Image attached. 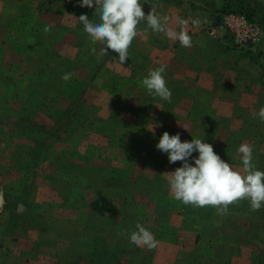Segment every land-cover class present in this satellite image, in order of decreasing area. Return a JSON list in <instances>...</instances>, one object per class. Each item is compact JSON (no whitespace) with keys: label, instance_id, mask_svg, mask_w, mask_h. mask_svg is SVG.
Masks as SVG:
<instances>
[{"label":"crops","instance_id":"0c3cea01","mask_svg":"<svg viewBox=\"0 0 264 264\" xmlns=\"http://www.w3.org/2000/svg\"><path fill=\"white\" fill-rule=\"evenodd\" d=\"M141 2L145 14L154 7L158 14L169 16L171 21L177 16L187 20L183 28L191 36L192 46L183 47L164 33L144 31L147 24L141 21L140 31L129 46V57L123 65L113 50L106 56L100 55L105 60L98 64L96 78L84 96V101L94 109L89 111L93 120L90 129L78 128L81 135L76 142L55 143L48 158L34 160L32 140L12 128H0V264H70L76 254H80L76 253L77 243L87 241L92 245L96 237L90 232V218L85 216L83 205L75 209L58 204L60 207L53 208L47 218H39V212L44 211L38 207L46 200L44 180L50 183L49 188L59 202L62 199L59 186L64 182L73 185L74 178L70 175L41 176L46 173L41 174L38 168L50 166L49 173H57L52 162L63 169L74 161L88 169L97 161L104 167L110 164L114 170L118 168L104 179L110 184H105L101 190L88 188L86 197L90 202L95 199L96 203L100 198L107 199L104 212L113 216L118 226L134 229L130 221L136 218L154 233L159 241L157 248L143 247L142 251L135 247L142 253V257H134L138 264H235L241 253V256L246 254V259L250 257V262L254 261L251 257L259 259L264 207L253 211L249 202L241 199L229 205L227 213L218 214L213 206L193 207L173 199L164 173L174 170L181 162L169 163L167 154L155 145L164 131L181 133L182 141L200 138L211 143L222 159L242 171L240 154L228 145V138L235 133L250 134L247 143L253 146V163L264 170V123L252 115L264 105V41L249 49L234 45L223 26L229 13L224 12L225 0ZM94 7L84 11L78 0H0V71L4 76L9 70L13 73L11 82L5 81L6 76L0 77L1 88L37 81L38 77L32 78L43 63L33 46L39 39L47 40L50 52L64 55L68 60L74 58L77 52L64 47L70 33L65 26L70 19L75 21L80 12L92 17ZM217 14H223L222 22L217 20ZM50 16H56L55 19L65 25L60 35H51L44 28H38L43 19L49 22ZM10 18L20 28L16 33L25 32L29 38L25 44H18L14 38L19 34H14L15 26L9 25ZM194 20H199L200 24H193ZM170 26L181 28L174 22ZM212 27H216L215 34L210 32ZM10 41L12 47H9ZM58 41L60 44L55 47L54 42ZM16 43L18 46H14ZM95 47L97 55L102 45L98 42ZM160 64L166 65L165 79L172 92L170 102L151 96L141 84L148 70ZM69 69L68 64H62V73ZM86 69L80 65L71 76L79 78L82 84L87 79ZM69 94L65 90L62 100H70ZM15 98L10 97V110L19 109ZM2 101L7 103L5 97ZM110 120L118 124V132L122 133L121 127L125 129L124 141L117 147L105 142L91 145L88 139L112 134ZM138 129L150 130L146 134L150 141L135 140ZM69 132L68 129L64 133V138ZM109 152L110 157L107 156ZM140 163L155 175L145 174L144 168L139 171L137 164ZM124 166L131 168L130 176L129 172L120 173ZM136 176L141 177L144 185L131 195L125 191L123 183L124 180L135 182ZM90 180L97 182L99 179L93 176ZM120 201L122 206L118 210ZM36 220L42 222H38L40 226L30 225ZM236 228H250L247 237L234 238L231 230ZM136 249L133 252H137Z\"/></svg>","mask_w":264,"mask_h":264},{"label":"clouds","instance_id":"9594fccd","mask_svg":"<svg viewBox=\"0 0 264 264\" xmlns=\"http://www.w3.org/2000/svg\"><path fill=\"white\" fill-rule=\"evenodd\" d=\"M81 6L94 7L98 19H92L87 12H80L76 21L92 42H99V55L106 56L109 50L118 53V62L123 65L129 57V46L140 31L138 25L146 21L147 29L164 33L172 41H179L183 47L192 46V38L183 28L188 23L181 17L171 21L169 16L157 13L154 7L145 14L141 0H78ZM174 22L180 30L170 26ZM193 24L199 25V20ZM52 25H45L50 31ZM96 52L95 43L90 49ZM166 65L150 68L141 81L151 96L171 101L172 92L165 79ZM72 73L64 72L68 79ZM264 122V105L252 114ZM155 147L167 154L169 163L180 161V166L164 173L169 192L173 199L193 207L213 206L218 214L228 212L229 205L244 199L250 208L257 211L264 207V170L253 163V146L241 143L237 153L242 162V171L234 168L228 161L214 151L213 145L200 138L181 140V133L169 134L164 131ZM128 240L137 247L155 249L159 245L154 233L137 223L135 230L127 232Z\"/></svg>","mask_w":264,"mask_h":264},{"label":"rangeland","instance_id":"374dc122","mask_svg":"<svg viewBox=\"0 0 264 264\" xmlns=\"http://www.w3.org/2000/svg\"><path fill=\"white\" fill-rule=\"evenodd\" d=\"M252 6L256 7V8L253 7L254 10H257V8L259 9L260 13H259L258 17H262L263 11H264L262 6H264V0H257V1L252 0ZM40 10L42 11V9H40ZM45 11L46 10H44V12ZM44 12H42L40 14L39 18H42L41 16H42V14H44ZM235 13H240V12H235ZM251 13H252V11H251ZM242 14L246 15V13H242ZM55 17L56 16H50L49 17L50 23L47 22V20L44 21V19H43V23L40 22V25H42V26H40V28L43 29L46 24L52 25L51 30L47 31V32H51L52 33L51 35H57V34L60 35V33H62L61 32L62 29L64 28L63 26H65V25H63L62 22L57 21L55 19ZM247 18L249 20H251L248 16H247ZM97 19H98V17H97ZM251 21L257 23L262 28L263 41H264V21H261L259 19H257L256 21H254V20H251ZM9 22H10L9 25L13 24L15 26V29L13 28L14 34L15 35L19 34L18 37L13 36L16 39V41L18 42V44H21V45L25 44V42H27V39H29L24 35L25 32H20L21 30H19L20 33H16L17 30L20 29V28L16 27L17 23H15L14 19H12V18H10ZM65 27L68 30H70L68 44L65 43V45H64L65 49L69 48L70 51L77 52V54L79 53V55L82 58H87L86 57L87 52L91 51L90 49L93 46V43H95V45H97L98 41L92 42L89 39V37L86 36L87 33H86L85 29H83L82 25L78 24V22L76 20L74 21V20L70 19L69 22L67 21V26H65ZM82 31H84L83 32L84 34L80 35ZM10 32H11V30H10ZM83 35H85L84 38H83ZM46 41H47L46 39H39L38 42H35L36 46L35 45L33 46L35 48L38 47V50H36L34 52H36L35 54L42 59V61H41L42 63L44 62L45 56H48L50 58V56L52 57L53 55H55V53H47L48 51H51L50 50L51 48L48 46V43H46ZM5 43H6V41L3 44H5ZM11 43L12 42L10 41L9 47L13 46V44H11ZM54 43H55V47H56V45H58V43L60 44L59 41L54 42ZM18 44L16 43L14 46H18ZM44 48L46 49V51ZM80 52H82V53L80 54ZM45 53H47V54H45ZM77 54H76V56H77ZM93 55L96 58H103V57H100L99 54L96 55V52L93 53ZM71 59H73V58H71ZM86 70L88 72V69H86ZM14 73H15V70H14ZM36 73H37V75H36ZM36 73L33 75L32 79H34L36 77L39 78L38 72H36ZM3 74L4 73H2V71H0V77L6 76L5 81H8V82L13 81L12 77H11V75L13 73L11 70L7 71V73H5V76ZM80 81L81 80L79 78L73 77V76H70L66 80V83H67L66 84V90L68 93H70L69 95H67L68 98L75 97L78 94V92L81 90L82 84ZM24 86H25V84H24ZM1 87L2 86H0V122H1L0 128L1 129H10L11 126L8 125L7 123H6V126H4L5 122L2 119H4L3 117H8L6 114L9 111L13 112L14 110H19L17 108L10 110L12 104L9 103L10 97L14 98L11 95L12 91L16 90L18 87L15 86L14 87L15 89L11 85H8L7 87H3V88H1ZM43 88H45V85H43V87L36 88L34 91L35 98L39 99L37 103H39V101H42V100H40V98H44L46 95H48L47 90H45ZM23 89H24V87H23ZM27 89H30V88H27ZM28 95H29L28 93H24V92L22 93V96H24L25 98H27ZM2 97H5V99H7V103L6 102L3 103ZM15 99H14V101H17ZM62 99L63 98L61 97L60 103H61V105H63L62 107L67 106L68 104L71 103V100H62ZM75 104L77 105L78 103H73L72 105H75ZM84 104L88 107V109H86V110L89 113L90 109L92 108V104L90 105L86 101L84 102ZM20 106H21V104L19 103L18 108H20ZM13 107L14 106H12V108ZM80 107L82 110L84 109L83 106H80ZM55 110L56 109H54V111ZM35 111L36 112H35L34 117H35V120L37 122L45 125L46 128H49L53 124V120L51 119V116L48 114V112L46 113L45 110H39V109L38 110L35 109ZM84 120H85V122H84ZM103 120H106V119L103 118ZM258 121H260V120L258 119ZM80 122L81 123L84 122V123H82V124L77 123V125H74L73 127H71L69 129L70 132L68 134H66L65 138H64V134H62L59 137H55L48 142L46 141L43 145V151L44 150L45 151L44 152L42 151L41 154L39 153L40 155H39L38 159L41 160L45 157L48 158L49 157L48 153L52 150L55 143H59V142H62L64 140H69L72 142L78 141L81 134H78L79 132L77 129L78 128L90 129V127L92 126V124H90L92 121H90L89 118H85V117L81 116ZM113 122H115V120L114 121H111V120L108 121L109 126L111 127L110 131L111 132L113 131L111 135H114V138L111 135H108L106 137L105 136H103V137H98V136L95 137L94 136V137L88 139V142L91 145H98V144L105 142V143L109 144V146H116L117 147V144L122 143L124 141L123 137H125L126 134H125V129H123V127H121L122 130L119 129V131L121 130L122 133L118 132L117 128L119 126H118V124H115ZM262 123H264V122H262ZM5 127H7V128H5ZM98 129H100V128H98ZM149 131L147 132V131H143L141 129H138L136 132V135L134 136V139L135 140L140 139L142 141H146V139H148V141H150V136L146 135L149 133ZM153 136H154V134H153ZM254 137L256 138L257 134L256 135L254 134ZM24 138L32 140V142L34 144L33 137L26 135V137H24ZM248 138H250V134L246 135V134L240 133L238 135V133H235V134L229 135L228 145L231 144V146L233 148L237 149L241 143H247ZM42 153H44V156ZM107 156H109V157L111 156L110 152L108 153ZM120 160L122 161V162L120 161L121 163L124 162V160L121 157H120ZM109 163H111L110 159H109ZM52 164H53V166L55 165V167L57 168V170H56L57 173L54 171L49 173V170L51 168L50 166L45 167V169L38 168L41 171V174H42V172L46 173L45 175H41V176H47V175H49V177L50 176H57V175H59V176L60 175H66V177L69 176V174H70L69 170H66L65 168H63L64 169L63 170L61 165H58V163L54 164L52 162ZM71 164H72V166H71L72 168H70V169H72V171H73L72 173L74 174V176L70 174V177H72V178L75 177L74 179H76L77 181L74 182L73 185H69L68 182H66V183L64 182L59 186V189L62 191L61 192L62 193L61 194V196H62L61 201L62 202L61 201L58 202L55 199L54 192L52 190H50V188H49L50 183L46 179L44 180V184H45L44 194H45L46 200L44 201V204L41 207H38V209H40V211H41V209H43V211H44L43 213L39 212V215H40L39 218H42V217L47 218L50 214V211L53 208L55 209V207L57 209V207H60V205H63V206L67 205V207H70V208L73 207L75 209L81 208V205H83L82 208H84L83 211H84L85 216L90 218V232H91V234H93V237H96L97 239L96 238L93 239L92 245L88 244L89 242H87V241L77 243V246H75V247L78 249V252H76V253H80V254H76L74 260L70 264H111V262H113L112 264H115V263L119 264L121 262L122 263L124 262V264H131L129 262V260L133 261L132 264H138V260L136 261V259L134 257L140 258V257H142V253L138 248L137 249L135 248L136 246L134 244H131L129 242L128 236H127V232L131 231V230H135V228L134 229L129 228V230H128V229H125L123 226H118L116 224V222L114 221L115 220L114 217L104 212V205L106 202H108L107 199L100 198L98 200V202L96 203L95 199H94V202H92V201L90 202V201H88V199L86 197V192L88 191V188H91V189L93 188L95 190H101L102 187L105 184H107V182L104 179L113 175L118 168L116 170H114V167L111 166L110 164H108L107 166L104 167V165H101L100 161H97L93 165L94 168H89V169L87 166L82 165V163H80L79 161L71 162ZM137 166H138L139 171H141L144 168L145 174H148L151 176L155 175L152 170L146 168L147 166L144 163L137 164ZM130 169H127V166H124L123 169H121V170L119 169V170H120L121 174H124V173L126 174V172H129L128 175L130 176V174H131L130 172H132V170H130ZM93 176H97L99 180H97V182L91 181L90 179ZM135 178H136L135 182L128 183L125 180H124V183L122 182L124 185L125 191L128 190V193L131 195H133V193L137 189L142 188V185H144L142 183L141 177L136 176ZM137 179H139V180H137ZM112 184H118V182H113ZM77 198H78V200H77ZM74 199H76V200H74ZM58 204H60V205H58ZM121 206H122V201H120L117 205L118 210L121 209ZM131 222L134 223V226L132 224L130 227H135L136 224L139 223V222H137L136 218L131 219L130 223ZM249 230H250V228L246 229V230L242 229V228H236L235 230H231V231L233 232L234 238L244 239V237H247V234H248L247 231H249ZM96 232H98V233L101 232V233L99 235H96L95 234ZM262 237H263V240H262L261 250L264 251V231H263ZM140 248L142 249V251H144L143 247H140ZM134 249H136L138 251L133 252ZM241 255H242V253H241ZM241 255H240V257L237 258V260L235 261V264H258V260L256 258H254L255 256L251 257V258H253L254 261L252 260L253 262H250V257L248 259H246L247 258L246 254H244L243 256H241ZM116 261H118V262H116ZM233 264H234V262H233Z\"/></svg>","mask_w":264,"mask_h":264},{"label":"trees","instance_id":"16d2710c","mask_svg":"<svg viewBox=\"0 0 264 264\" xmlns=\"http://www.w3.org/2000/svg\"><path fill=\"white\" fill-rule=\"evenodd\" d=\"M257 1V0H254ZM254 3V2H253ZM252 0H225L224 12H240L246 13V15L251 19L256 21L257 19L264 21V11L262 17L259 16V9L254 10V6H252ZM254 7V8H253ZM264 9V6H262ZM84 11H88L89 9L86 6H82ZM88 9V10H86ZM252 11V13H251ZM90 17V16H89ZM92 17H97L94 13ZM217 17L220 22L223 21V14H217ZM40 28V27H38ZM41 29V28H40ZM86 34V33H85ZM39 41V40H38ZM37 41V42H38ZM45 49V48H44ZM38 50V47L36 48ZM46 51V49H45ZM47 53H52L48 51ZM45 53V54H47ZM82 52H80L81 54ZM44 54V55H45ZM43 55V56H44ZM87 58H82L79 53L73 59L68 60V58L64 55L59 53H55L50 58L45 56L43 65L38 71L39 78L36 82L29 81L28 84L19 85L18 88L12 91V96L16 97L18 103L21 104L19 110H14L13 112H8L6 115L8 117H3L2 119L8 125L11 126L12 129L16 130L19 134L27 135L33 137L34 139V148L32 149L33 158L34 160H38L39 155L43 151V145L47 141L52 140L55 137H59L60 135L64 134L68 129L73 127L74 125L82 124L85 122H80V117L91 118L89 113L86 109L88 107L84 104V95L87 89L90 87L92 81L95 80L97 74V68L99 67L100 61L101 64L104 62L103 58H96L94 57L92 51L87 52ZM53 62V65L51 64ZM68 64L70 72L76 74L77 68L82 65L88 69L86 80L81 85V90L75 97H71V103L67 106L62 107L61 105V97L64 95L66 90V80L62 77V64ZM52 76H54L52 78ZM45 85V90H47V94L44 98H40L38 102V98H35V89L38 87H43ZM24 87V89H23ZM26 87V88H25ZM30 88V89H27ZM28 93V97L25 98L22 96V93ZM73 103H78L77 105H72ZM39 104V105H38ZM85 105V106H84ZM80 106H83L84 109L82 110ZM61 107V108H60ZM14 109V108H13ZM35 109L36 110H45L46 113L51 116L53 120V124L46 128L45 125L40 124L35 120ZM54 109H56L54 111ZM85 112V113H84ZM90 124H93V120ZM1 126V122H0ZM40 153V154H39ZM35 163V162H34ZM37 165V162L35 163ZM71 164V163H70ZM71 165L65 167L66 170H69L70 174L74 176L72 173ZM91 168H94L91 166ZM69 174V175H70ZM75 178V177H73ZM77 180L74 179V182ZM110 184V181L107 182ZM38 222L40 220H36L32 222L30 225H34L35 223L39 225ZM42 223V222H41ZM40 226V225H39ZM260 257L258 259V264H264V251L260 249ZM229 264V262H226Z\"/></svg>","mask_w":264,"mask_h":264},{"label":"built area","instance_id":"2783aa9c","mask_svg":"<svg viewBox=\"0 0 264 264\" xmlns=\"http://www.w3.org/2000/svg\"><path fill=\"white\" fill-rule=\"evenodd\" d=\"M223 26L230 35L231 41L238 48L249 49L263 42L262 28L249 20L245 14L229 12ZM210 32L215 34L216 27H212Z\"/></svg>","mask_w":264,"mask_h":264}]
</instances>
